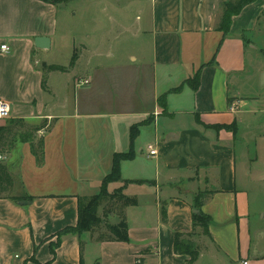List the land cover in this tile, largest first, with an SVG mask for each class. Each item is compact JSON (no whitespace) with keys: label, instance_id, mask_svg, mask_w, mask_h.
I'll return each instance as SVG.
<instances>
[{"label":"crops","instance_id":"obj_1","mask_svg":"<svg viewBox=\"0 0 264 264\" xmlns=\"http://www.w3.org/2000/svg\"><path fill=\"white\" fill-rule=\"evenodd\" d=\"M223 1L116 4L114 23L147 45V56L132 50L92 63L117 44L88 36L76 46L63 25L75 15L64 10L70 0H0V45L9 48L0 49V101L10 108L0 119V161L15 180L10 194L31 197L0 195V264H81L80 241L82 264L87 250L92 264H264V0L233 16L225 37L217 30ZM36 37L49 47H36ZM74 52L66 71L47 69L68 67ZM196 116L205 125L235 120L236 132L204 128ZM39 140L41 164L29 144ZM129 150L121 180L107 185L124 184L137 200L124 210L128 240L69 233L52 255L58 232L77 222L78 197L97 194L114 153ZM198 192L209 235L193 230ZM176 233L195 243L194 260L175 251Z\"/></svg>","mask_w":264,"mask_h":264},{"label":"trees","instance_id":"obj_2","mask_svg":"<svg viewBox=\"0 0 264 264\" xmlns=\"http://www.w3.org/2000/svg\"><path fill=\"white\" fill-rule=\"evenodd\" d=\"M62 1V0H61ZM66 1V0H63ZM255 0H224L221 3V14L217 24V30L222 32L223 37L228 34L233 16L237 15L246 5L254 2ZM77 58V54L74 52L68 67L60 65H49L48 70L55 71H66L69 67L73 66ZM199 75L198 72L193 76L192 86L195 88L198 86ZM44 85V81H43ZM197 122L204 128H212L216 131L221 129L232 132L233 134L237 129V122L233 120L230 124H216V125H205L201 123L196 116ZM137 125L130 129V139L133 141L137 134ZM32 154L35 156L37 164H41L43 161V148L41 141L29 142ZM133 156L132 150L125 153H114L113 165L109 174L105 175L102 182L100 191L91 196L78 197L77 200V222L74 226L65 227L57 234V243L51 244L50 251L52 255L55 253V248L59 245V238L64 234H77L80 235L83 232H94L95 227L100 223L99 215L97 214L101 210V215L104 219L108 214L113 213L119 221L115 224L104 220V232L99 233L97 236L98 241H127V223L124 216V210L128 206H134L137 203L135 197L128 196L123 193L122 189H114L111 192L108 191L107 185L111 182L121 180L119 162L121 160L130 159ZM127 183V182H126ZM15 180L9 173L7 166L0 161V195L6 194L7 197L13 202H18L23 199H31L30 196L25 195H11L10 192L13 190ZM204 192H198L194 197V207L197 208L198 213L193 214V230L196 227L201 229V232L205 235H209V223L210 217L201 211L203 204V198L205 197ZM161 220L166 221V210L164 207L161 208ZM187 235H190L187 234ZM183 234L176 233L174 238V248L176 252H185L190 255V259L194 260L197 255V246L192 240L185 239L182 237ZM80 249V263L82 264V250L83 242H79Z\"/></svg>","mask_w":264,"mask_h":264},{"label":"rangeland","instance_id":"obj_3","mask_svg":"<svg viewBox=\"0 0 264 264\" xmlns=\"http://www.w3.org/2000/svg\"><path fill=\"white\" fill-rule=\"evenodd\" d=\"M124 1L125 0H122V2H117V0H95V1L94 0H76V1L70 0V2L66 4L67 7L64 10L69 11V13H74L75 15L73 16L71 21L64 22L63 25H64V28L70 29V32L74 33L75 35L74 38L72 35H71V38L74 39V42H76V46H78V43H77L78 41H84L85 37H88V36H96L102 42L105 41L109 44H114V45L117 44L118 48H115L114 51L105 50V49L99 50L98 52L100 54L96 57H93L92 59L89 58L91 59L90 62L104 63L105 61L110 59L109 58L110 53H114L115 55L120 54L121 56L123 54L125 55L126 52L128 53L132 50H134L133 51L134 54H139V56L140 55L147 56V52L149 51V49H147L148 46L147 45L142 46V47L136 46V42H137L136 37L129 36L131 35L130 33L128 34V36H126L125 32L122 33V29L120 28V26L114 23L115 17H114V14H112V12L117 10L115 9L116 4H120V5L124 4ZM130 41L135 44V47L133 49L129 48V45L131 43ZM125 46L127 48H125ZM121 47H123V49ZM76 50L78 51V49ZM64 54L65 52L61 55L64 56ZM56 60L64 61L65 59L60 58ZM263 151H264V147L262 149V153ZM247 153L250 155L255 153V147L253 143L251 142L248 145ZM115 186L117 187L116 189H123L125 185L124 184L120 185L119 183H115ZM112 188L113 187H111V189ZM261 198H262L261 202L262 204H264L263 202L264 194H261L259 196V199ZM97 214L100 217L99 219L100 223H98L94 231L102 233L104 232V225L102 224V222L105 219L100 214V210L98 211ZM117 219L118 218L115 217L116 223L119 221ZM262 223L264 224V221ZM92 256H93V252L91 250L89 251L87 250L84 256L85 258L84 264H92L93 263V261H91Z\"/></svg>","mask_w":264,"mask_h":264},{"label":"built area","instance_id":"obj_4","mask_svg":"<svg viewBox=\"0 0 264 264\" xmlns=\"http://www.w3.org/2000/svg\"><path fill=\"white\" fill-rule=\"evenodd\" d=\"M0 49L4 50V51L9 50V48L7 47L6 44L0 45ZM86 83H88V80H86V79L85 80H83V79L76 80V85H84ZM9 111H10L9 105L4 101H0V119L7 118L9 116ZM148 153H149V155H155L156 150L149 145L148 146ZM137 262H139V260ZM243 264H246V262H243Z\"/></svg>","mask_w":264,"mask_h":264},{"label":"water","instance_id":"obj_5","mask_svg":"<svg viewBox=\"0 0 264 264\" xmlns=\"http://www.w3.org/2000/svg\"><path fill=\"white\" fill-rule=\"evenodd\" d=\"M49 42L47 37H36L34 40L35 46L39 48H48Z\"/></svg>","mask_w":264,"mask_h":264}]
</instances>
